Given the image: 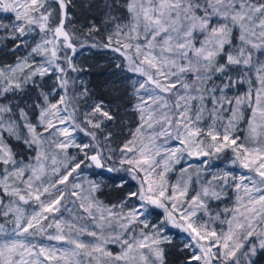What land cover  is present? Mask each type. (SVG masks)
I'll return each instance as SVG.
<instances>
[{"label":"snow or ice","instance_id":"obj_1","mask_svg":"<svg viewBox=\"0 0 264 264\" xmlns=\"http://www.w3.org/2000/svg\"><path fill=\"white\" fill-rule=\"evenodd\" d=\"M75 8L0 0V54L10 58L0 59V264H168L177 237L180 264H255L264 253V0H103L101 22L79 25ZM84 49L113 53L115 68L133 74L124 113L118 89L106 100L83 78ZM128 111L134 128L120 119ZM118 120L127 134L114 146ZM229 151L247 174L210 173L190 194L191 171L199 177ZM185 156L199 165L173 183ZM108 181L127 189L117 203L100 199ZM212 200L231 206L213 215ZM36 235L68 247L28 242Z\"/></svg>","mask_w":264,"mask_h":264},{"label":"rangeland","instance_id":"obj_2","mask_svg":"<svg viewBox=\"0 0 264 264\" xmlns=\"http://www.w3.org/2000/svg\"><path fill=\"white\" fill-rule=\"evenodd\" d=\"M109 2H111V0H109ZM117 2L122 4L123 0H117ZM102 3H103V0H102ZM120 11L122 12L123 9H121ZM73 15L76 17L77 25H79L81 23H86L87 20L92 19V18L81 19V18H78L75 14H73ZM102 18L103 17H102V13H101V15L99 17H96V22L99 24L101 22ZM101 35H103V30H102ZM113 55L114 54L111 52H99L96 49H91V50L84 49L83 53L78 56V63L80 64L81 67L87 69V72H86V74H84L83 78L88 82L89 87L91 89H93L95 96L100 97V98H104L106 100L112 99L113 98V92L111 90H114L115 87L118 88L120 96L122 98L121 99V103H122L121 112L124 113L125 107L127 106V101L129 99L125 95V92L131 91V88L129 87L130 81L124 79V77L132 76L133 74L127 73L123 70L116 69L115 64L118 63V61L112 59ZM8 61L10 62V60H8ZM91 70H95V72L99 71V73L102 71L103 79L101 80L100 84L93 80V78L96 77L95 75L94 76L91 75L92 78L89 76L88 72H91ZM98 84H99V86H98ZM110 87L113 89H110ZM120 119L127 120L128 124L132 128L135 127L136 122H137L136 115L132 111H128L126 113V115L122 116ZM240 127H241L240 135H243L244 129L246 128V125L242 124ZM114 131H116L117 133H120V135H118L115 138V142H114V146H115L116 144H119L125 138V136L127 134V128L122 127L120 124V120H118L117 124L114 126ZM170 143L172 144V146L175 145V142H170ZM69 151L71 153V152H74L75 150L70 149ZM199 159L200 158L185 156L179 164L174 166V171L169 173V180L174 183L177 180V178L180 176V169L181 168H187L189 166V164L192 165L193 169H195L199 165ZM231 159H232V154L230 151L220 154L219 157H213L211 160L213 167H211V168H203L202 167V170L199 173V177H197L195 171L190 170L191 171V189H192L190 194H195V191H199L201 183H204L207 180L211 179L210 173L230 171L236 176H239L241 174L246 175L247 170L240 168L239 165L232 164ZM86 175H89V178H92V179L97 178L95 176H91L90 174H86ZM185 178L187 179V177H185ZM108 184H109V187H106L103 190H105V189L108 190L110 187H112L111 181H108ZM229 195L232 196L233 194L231 192H229ZM120 198H122V196L115 198L114 200L109 201L107 203L106 202H104V203L105 204L117 203ZM225 206H231V201L230 200H224L223 202H221V201L212 200L209 202V212H211L213 215H215L216 212L221 211ZM68 207L72 208L73 214L79 215V213L77 212L75 207H73L72 205H68ZM32 210H33L32 207L26 206L27 212L30 213ZM62 211H63V209H62ZM159 211L160 210H157V212H159ZM155 215H156V213L153 214L154 217H155ZM64 218L66 220L71 219V215L68 212H64ZM203 219L206 220V219H208V217L203 216ZM79 223L81 225L88 226L90 229L92 228L91 222L87 219L81 220V221H79ZM5 227L9 231V229L12 230L14 225L13 224H11V225L6 224ZM49 234H54V230H49ZM86 239H89V238H86ZM28 242L38 244V245L42 244L46 247H51V246L68 247V245H66L64 242L49 241L46 236H40V235L30 237ZM109 248L113 251L119 250L118 245H109Z\"/></svg>","mask_w":264,"mask_h":264},{"label":"trees","instance_id":"obj_3","mask_svg":"<svg viewBox=\"0 0 264 264\" xmlns=\"http://www.w3.org/2000/svg\"><path fill=\"white\" fill-rule=\"evenodd\" d=\"M74 3L76 4V8L73 14H75L78 18L89 19L93 17H99L101 15L100 5H102V0H74ZM89 4L92 5L91 8L87 7ZM0 59L10 60V58L4 57L2 54H0ZM88 73L91 78L92 76L95 75L96 77L93 78V80L100 84L101 80L103 79L102 71L99 73V71L95 72V70H91V72ZM110 89L113 88L110 87ZM115 89L118 88L115 87ZM111 91L113 92V90ZM126 191L127 189L124 190V192ZM124 192L114 187H110L108 190L107 189L103 190V194L100 196V199L107 203L109 201L114 200L115 198L123 196ZM3 222L4 219L0 217V223ZM7 224L11 225V223H7ZM10 231L11 229H9V232ZM178 241H179V237H177V240L174 241V244L169 247L167 253L168 264H180L181 260L184 258L185 254H181L178 251V249L182 247V245H180ZM254 259H255V264H264V253H258Z\"/></svg>","mask_w":264,"mask_h":264}]
</instances>
